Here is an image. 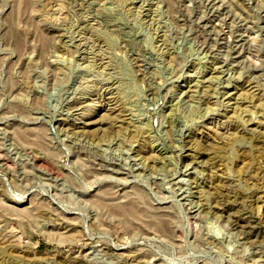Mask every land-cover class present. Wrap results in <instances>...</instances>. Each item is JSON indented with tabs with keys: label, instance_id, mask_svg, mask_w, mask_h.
I'll use <instances>...</instances> for the list:
<instances>
[{
	"label": "rangeland",
	"instance_id": "374dc122",
	"mask_svg": "<svg viewBox=\"0 0 264 264\" xmlns=\"http://www.w3.org/2000/svg\"><path fill=\"white\" fill-rule=\"evenodd\" d=\"M0 264H264V0H0Z\"/></svg>",
	"mask_w": 264,
	"mask_h": 264
},
{
	"label": "bare ground",
	"instance_id": "6f19581e",
	"mask_svg": "<svg viewBox=\"0 0 264 264\" xmlns=\"http://www.w3.org/2000/svg\"><path fill=\"white\" fill-rule=\"evenodd\" d=\"M216 67V66H215ZM214 71V70H213ZM214 76V75H213ZM208 84V83H207ZM210 85V84H209ZM209 85H206L204 88H205V92L206 93H209L210 94V92L209 91H211V88H210V86ZM247 89V88H246ZM194 91V90H193ZM243 91H245V90H243ZM258 91V90H257ZM196 93V92H195ZM260 95V94H259ZM258 94H257V92L255 91V90H253V88H251L250 90H249V92H246V93H244V95L242 96V101H244V103L245 102H253L254 100H256V101H263L262 100V98L259 96ZM253 100V101H252ZM241 101V100H240ZM241 101V102H242ZM88 103V102H87ZM107 103V102H106ZM243 103V104H244ZM86 104V103H85ZM238 104V103H237ZM240 104H242V103H240ZM262 104V103H261ZM106 105V104H105ZM246 105H248L247 103H246ZM250 105H252V104H249L248 106H250ZM109 107H107V110H108V112H109V115L108 116H104V120H102L101 122H103L104 123V121H105V124L106 123H108L109 122V118L110 119H113L114 118V121H116L117 123L119 122V123H123L124 122V118H123V115L121 114V110H120V108L118 107V105L116 104V102L113 100V97H111V101H110V103H109V105H108ZM241 107L243 106V105H240ZM237 107V108H241V107ZM81 107V106H80ZM89 107V106H88ZM247 107V106H246ZM109 108V109H108ZM245 110V109H244ZM243 111V110H242ZM91 112V111H90ZM83 113V112H82ZM107 113V112H106ZM85 114V113H84ZM101 116V115H100ZM87 117V116H86ZM100 118V117H99ZM87 120V121H86ZM86 122L84 121V125L83 126H86V127H90L91 125H95V124H97L98 123V119H91V117L89 116L88 118H86ZM101 122H99V123H101ZM64 123V122H63ZM118 123V124H119ZM116 124V123H115ZM97 126V125H96ZM81 128V127H80ZM83 128V127H82ZM85 128V127H84ZM90 129V128H89ZM85 130V129H84ZM83 130V131H84ZM94 131V130H93ZM250 225V224H249ZM249 225H247V226H249ZM252 225V224H251ZM246 226V227H247ZM251 227V226H250ZM249 228V227H248Z\"/></svg>",
	"mask_w": 264,
	"mask_h": 264
}]
</instances>
